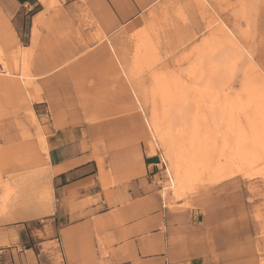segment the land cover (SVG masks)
Returning a JSON list of instances; mask_svg holds the SVG:
<instances>
[{
  "label": "crops",
  "instance_id": "0c3cea01",
  "mask_svg": "<svg viewBox=\"0 0 264 264\" xmlns=\"http://www.w3.org/2000/svg\"><path fill=\"white\" fill-rule=\"evenodd\" d=\"M158 1L83 0L106 43L93 45L101 54L93 64L71 62L46 80L44 103L56 120L45 137L46 155L29 170L2 176L20 197L0 216V264H251L239 247L247 241L246 226L230 220L223 207L204 219L198 211L166 208L163 172L156 168L161 154L145 121L137 114L118 116L113 98L78 87L92 66L98 74L108 64V50L118 49L123 33L139 29ZM149 140L155 155L148 154Z\"/></svg>",
  "mask_w": 264,
  "mask_h": 264
},
{
  "label": "rangeland",
  "instance_id": "374dc122",
  "mask_svg": "<svg viewBox=\"0 0 264 264\" xmlns=\"http://www.w3.org/2000/svg\"><path fill=\"white\" fill-rule=\"evenodd\" d=\"M201 2L203 4H199V0L156 2L142 15L141 27L137 32L123 33L121 43L118 45L119 51L115 46H112L113 51L108 50L110 56L108 64L100 67L98 74L92 66L89 75L78 87L80 90L90 91L92 94L88 95L91 96L113 98V106L120 108L118 116L137 114L142 124L145 120L137 101L148 120L155 112L161 115V112L163 114L168 110L174 114L179 105L174 101L176 96L172 95L177 89L175 82L183 79L186 80L185 86L192 84L187 72L198 55V49L218 50L222 47L220 51L224 55L223 58L227 54L228 57H235V53L229 51L226 45L223 46L224 41L217 38L218 25L214 21L220 19V24L225 25L227 31L237 40L240 55L237 56L239 61L236 70L226 76V85L222 84V87H219L221 90L218 95L219 97L226 95L227 98L241 97L245 103L237 102L236 108L225 118L224 114L219 116L218 113H213L219 120V128L212 129L213 133L217 129L218 134L217 138H214L215 145L210 147L215 151L219 150V154L215 155L224 161L229 155L228 150L243 145L248 147V141L255 144L256 138L259 140V143L255 144L258 147L256 149H261L259 150L261 153H257L258 162L253 167L263 168L264 126L256 128L254 125L256 117L248 111L251 106V103H248L249 94L256 92V89L263 91L257 83V77L254 87L247 85L248 75L245 73L248 67L254 66L262 76L259 82L264 80V0H207V3L201 0ZM47 3L49 6L38 0L32 2L0 0V216L5 215L8 206L18 202L20 197L13 184L2 178L3 174L10 169L29 170L36 159L46 155L45 137L50 133L48 131L50 124L56 120V115L44 103L47 100L45 93L50 87L46 80L71 62L88 59L93 64L94 55H101L99 50L93 49V45L106 43V38L99 33L83 0H48ZM37 6L39 8L36 10ZM38 13L40 14L36 23L34 16ZM33 25L36 27L37 41L29 56L23 60L22 49L31 43L30 33ZM155 27H157V33L154 35L155 44L150 53L143 54L141 57L143 59L138 55L134 58L135 36L138 31L152 34ZM63 42L69 43V46L57 47ZM62 54L65 56H61ZM56 58H63L64 61L43 69ZM5 71L10 75L5 74ZM252 76L255 75L250 77ZM159 86L161 88H158ZM251 88L256 89L251 91ZM254 95L261 96L257 92ZM167 99H170V104ZM203 111L207 115H204V112L200 115H204L207 125L211 126L210 112L205 109ZM167 117L161 115L159 122L161 124L166 122ZM250 117L253 127L248 123ZM198 122L202 120L199 118ZM146 129L148 131L147 125ZM5 139L19 141L12 147H5L2 144ZM152 144L150 140L147 142L149 155H155L154 149H150ZM158 146L160 147L159 144ZM156 149L158 147L155 145ZM158 151L160 152V149ZM244 168L245 171H250L247 167ZM160 180V196L169 211H198L199 215L196 216L204 219L206 213L211 216L221 206L224 211L231 214L230 220L239 219L247 231L245 233L247 241L240 243V249L251 255L249 260L251 264H264V177L236 174L228 180L209 184L207 175L203 174L197 181V185L203 186L202 189L190 192L179 200L171 196L170 190L162 192L163 188L168 187V179L164 173L161 174ZM41 198L40 194L38 199ZM200 202L202 205L198 206Z\"/></svg>",
  "mask_w": 264,
  "mask_h": 264
},
{
  "label": "bare ground",
  "instance_id": "6f19581e",
  "mask_svg": "<svg viewBox=\"0 0 264 264\" xmlns=\"http://www.w3.org/2000/svg\"><path fill=\"white\" fill-rule=\"evenodd\" d=\"M38 1L44 5H48V0ZM203 1L207 3V0ZM51 3L52 2H50V4ZM199 4H203V2L199 0ZM37 16L34 19V22L36 23H38ZM214 22L218 25L216 31L219 37L217 38L222 39L224 41L223 46L226 45L229 51L231 50V52L235 53L234 58L228 57V54L225 58H223L224 55L222 51H220L222 50V47L218 50L215 48L198 49V55L193 61V64L188 68V72L186 71L187 69L185 70L188 78L192 80V84L190 86H185L186 80L184 81L183 79H179L180 81L177 80L175 82L177 92L174 91L175 93L172 95L176 96L174 101L177 105H179H176V109L173 108L175 109L174 114H172L173 112H168V110L163 114L161 112L163 117L168 116L166 122L162 124L159 122L161 115H157V112H155L148 120L136 98L139 109L144 116L150 136L157 144L160 145L161 148L158 146V149H160L162 159L166 164L168 187L163 188L162 192L170 190L171 196L175 197L177 200L181 199L190 192H197L198 190H201L203 186L197 185V181H199L201 175L203 174L207 175L209 184H215L225 179L228 180V178H231L236 174H243L246 176L259 175L264 177V167L260 169L253 167L258 162V158H256L257 153H261V151H259L261 149L257 150L258 147L255 145L259 143L258 139L255 138V144L254 142L250 143V141H248L249 145L248 143H245L248 147L243 145L241 147L239 146L235 149L228 150L229 155L226 159L223 158L224 161H221V158L215 155L219 154V150L215 151L213 147L212 149L210 147L211 145H215L216 139L214 138H217L216 136L218 134L216 131L217 129H215V133H213L212 129L219 128V120L218 118H215L216 116H214L213 113H218L219 116L224 114V118L228 117L232 113L233 109L236 108L237 102H243L241 97L234 96L235 98H227L226 95L222 97H219L218 95L221 90L219 87H222V84L226 85V76L232 74V72L236 70L235 67L239 61L237 56L240 55V51L237 40L229 31H227L225 25L220 24V19H217ZM35 25H33L31 29L30 45L23 47L22 49L23 53L21 54V57L23 60L29 56V52L33 48L34 44H36L37 35ZM156 30L157 27H155L152 34H150V32L140 33V31H138L135 36L136 47L134 58H137L138 56L141 58L143 54L150 53V49H152L155 44L154 35L157 33ZM135 32H137V30ZM152 40L154 41L152 42ZM5 74L10 75L8 71H5ZM246 74L248 75L246 78L247 85L254 87L253 84L255 83V78L257 77V83H259L261 90L263 91L260 92L256 88H251V91L256 89L257 94H261V96L255 97L254 93L256 92L253 91V93L249 94L248 99V103H251L250 109H248L249 114L256 117L254 125H256L255 127L259 129V127L264 126V80L259 82V80L262 79V76L257 72L256 67L254 66L248 67L245 75ZM251 75L255 76L250 77ZM158 88L161 87L159 86ZM133 94L135 93L133 92ZM169 100L168 102L170 104L171 102ZM217 108L218 112H216ZM203 109L208 110L211 114V126L207 125L206 117L204 116L207 114L203 111ZM202 112H204V115H200ZM199 118L202 122H198ZM224 118L223 120H225ZM250 119L251 120L248 121L249 126L253 127L252 117H250ZM256 137L258 138V134H256ZM225 139L226 138H224V140ZM207 143L209 144L207 145ZM150 149L152 150L153 146L150 147ZM251 151L255 153H251ZM244 167H247L250 171H245Z\"/></svg>",
  "mask_w": 264,
  "mask_h": 264
},
{
  "label": "built area",
  "instance_id": "2783aa9c",
  "mask_svg": "<svg viewBox=\"0 0 264 264\" xmlns=\"http://www.w3.org/2000/svg\"><path fill=\"white\" fill-rule=\"evenodd\" d=\"M156 168L166 175L167 169H166V164L162 159V155L159 156L158 162L156 164Z\"/></svg>",
  "mask_w": 264,
  "mask_h": 264
},
{
  "label": "trees",
  "instance_id": "16d2710c",
  "mask_svg": "<svg viewBox=\"0 0 264 264\" xmlns=\"http://www.w3.org/2000/svg\"><path fill=\"white\" fill-rule=\"evenodd\" d=\"M21 1H24V0H21ZM26 2H32V1H34V0H25ZM39 8V6H37L35 9L37 10ZM31 14H33V13H31Z\"/></svg>",
  "mask_w": 264,
  "mask_h": 264
}]
</instances>
